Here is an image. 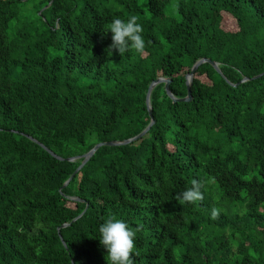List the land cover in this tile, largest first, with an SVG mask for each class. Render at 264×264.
Listing matches in <instances>:
<instances>
[{
	"label": "trees",
	"instance_id": "16d2710c",
	"mask_svg": "<svg viewBox=\"0 0 264 264\" xmlns=\"http://www.w3.org/2000/svg\"><path fill=\"white\" fill-rule=\"evenodd\" d=\"M130 15L144 53H109L107 24ZM203 57L225 78L202 63L189 101L156 84L149 130L62 187L82 161L66 158L138 134L150 82L185 97ZM262 71L264 0H0V264H107L109 216L142 226L134 264H264V75L240 82ZM193 179L204 199L180 204Z\"/></svg>",
	"mask_w": 264,
	"mask_h": 264
},
{
	"label": "clouds",
	"instance_id": "9594fccd",
	"mask_svg": "<svg viewBox=\"0 0 264 264\" xmlns=\"http://www.w3.org/2000/svg\"><path fill=\"white\" fill-rule=\"evenodd\" d=\"M137 15H130L126 19L115 17L106 26L104 31L111 32V44L106 51L118 50L123 56L126 52L135 51V53L143 54L145 51V39L142 35L144 28L138 22ZM214 179V178H212ZM208 181L193 179L191 186L186 190L177 193L175 199L180 203L196 204L204 199L202 188ZM221 209L213 207L211 210V218L213 220L219 217ZM36 228H43L44 225L37 223ZM142 226L135 229L123 219L116 216H109L103 223L99 225L100 244L106 249L105 259L107 264H134L133 254L139 255L136 251V235Z\"/></svg>",
	"mask_w": 264,
	"mask_h": 264
},
{
	"label": "water",
	"instance_id": "95a60500",
	"mask_svg": "<svg viewBox=\"0 0 264 264\" xmlns=\"http://www.w3.org/2000/svg\"><path fill=\"white\" fill-rule=\"evenodd\" d=\"M205 62L209 63L219 74H221L223 76L222 71H221V69L219 67V62H217L215 60H212L210 58L203 57V58H199L198 60H196L193 63V65L191 66L190 70L185 74L186 86H187V94H186L185 97L177 98V97H175L172 94V92L170 90V86H169L170 81H171L170 78H165V77L160 76V77H157L156 79L152 80L150 82L148 88H147L146 97H145L146 107H147V110H148V113H149V116H150V122L148 123V125L142 131H140L138 134H136V135H134V136H132L130 138L123 139V140L101 141V142L96 143L90 150H88L87 152L83 153L82 155H77V156H73V157L66 158V160H68V161H74V160H77V159H82V161L77 166V168L73 171V173L68 177V179L63 183L62 187L65 186L72 179V177L75 175V173H77L80 170V168L90 159V157L94 154V152L100 146H103V145H105V146H114V145L128 144V143H131L133 141H136L137 139H139L140 137H142L149 130V128L151 127V125L154 123V118H153V115H152L151 104H150V94H151V91H152V89L154 88V86L156 84H158V83H164L165 91H166L167 95L172 98L173 101H178V100H180V101H189V100H191L192 99V95H191L190 86L192 84V79H193L194 73L196 72V70L198 69V67L202 63H205ZM263 75H264V71H262L261 73H258L256 75H254L251 78H249V77H243L240 80V82H244V81L249 80V79H255V78H258V77L263 76ZM27 136L30 139H32L34 142L38 143L45 150H47L52 156H54V157H56V158H58L60 160L63 159L62 157L56 155L53 151H51L48 147H46L44 144H42L40 141H38L34 137L29 136V135H27ZM72 198L75 199V200H81L78 197H72ZM86 208H87V205L85 206V209ZM85 209L75 219H77L78 217H80L84 213ZM66 225H68V223H63L60 227H64ZM60 239H61L62 243L65 244V242H64L63 238L61 237V235H60Z\"/></svg>",
	"mask_w": 264,
	"mask_h": 264
},
{
	"label": "rangeland",
	"instance_id": "374dc122",
	"mask_svg": "<svg viewBox=\"0 0 264 264\" xmlns=\"http://www.w3.org/2000/svg\"><path fill=\"white\" fill-rule=\"evenodd\" d=\"M223 17H224L223 26L229 30L235 29V22H234L233 18L227 14H223Z\"/></svg>",
	"mask_w": 264,
	"mask_h": 264
}]
</instances>
